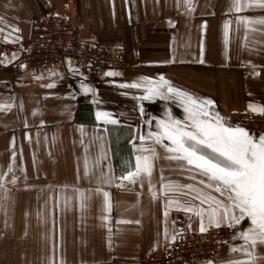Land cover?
<instances>
[{
	"label": "crops",
	"instance_id": "0c3cea01",
	"mask_svg": "<svg viewBox=\"0 0 264 264\" xmlns=\"http://www.w3.org/2000/svg\"><path fill=\"white\" fill-rule=\"evenodd\" d=\"M191 3L195 10L187 12L184 0H0V61L10 59L13 52L18 57L17 48L36 18L61 16L89 41L118 51L129 65L127 71L110 70L121 73L119 76L103 74L95 83L85 81L94 93L84 95L78 89L81 79L65 78L60 68L26 72L13 81L11 63L0 64V104L12 105L0 109V172L13 163L14 137L17 156L13 171L18 177L15 185L6 184L7 199L0 204V264H138L140 256L174 243L164 239L163 208L160 200L150 201L147 182L141 187L124 181V187H117L119 180L108 185L98 183L95 176L111 170L119 177L130 165L134 168L129 139L134 129L137 136L141 132L147 136L143 119L163 118L166 107L178 118L182 116L174 104L156 100L142 102V118L138 102L132 98L141 93L118 86L140 76L163 74L175 86L213 99L224 117L242 112L261 115L250 112L248 105L264 107V25L245 28L237 25L236 17H259L264 12H230L231 0ZM226 20L231 21L227 46L223 35ZM204 21L206 30L202 29ZM13 27L19 32H12ZM9 33L22 40L6 43L4 36ZM253 65L258 75L253 74ZM51 71L60 75L51 76ZM53 82V88L43 86ZM98 110L112 113L119 123L104 126L95 118ZM152 127L154 130V122ZM134 142L139 144L138 139ZM86 146L89 177L83 175ZM156 151L159 158L153 162L151 179L157 190L161 170L165 182L193 183L180 169L181 162L165 159L160 146ZM105 191L109 193L107 211ZM172 196L182 202L190 200L181 193ZM137 220L141 223H135ZM185 226V213L170 211L169 235ZM192 228L185 234H202L196 217ZM242 243L231 239L213 260L220 264L241 257L229 249ZM257 251L264 253V248Z\"/></svg>",
	"mask_w": 264,
	"mask_h": 264
},
{
	"label": "snow or ice",
	"instance_id": "6c2138e0",
	"mask_svg": "<svg viewBox=\"0 0 264 264\" xmlns=\"http://www.w3.org/2000/svg\"><path fill=\"white\" fill-rule=\"evenodd\" d=\"M184 6L187 12L195 10L191 0H184ZM228 10L237 13L246 10L264 12V0H231ZM114 13L115 5L113 3V15ZM169 23L171 24V22ZM230 23L231 21L226 20L223 25L225 46L229 41ZM236 23L237 25L243 24L245 28H248L250 24L264 25V16H237ZM206 28L207 21H204L202 29L206 30ZM2 32L3 29H0V33ZM12 32L18 33L19 29L13 27ZM21 40L22 37L18 35L13 37L11 33L4 36L6 43L15 44ZM17 58L16 53L13 52L10 59L0 61V64L7 66ZM66 60L68 64L67 71L70 74L80 73L79 68L73 65L71 58H66ZM168 62L165 61L164 63ZM171 62L174 63L175 61ZM200 62L203 63L204 61L201 60ZM19 67L21 70L26 68L23 64ZM89 67H91L90 63ZM252 72L258 75L255 65L252 66ZM50 75L59 76L60 74L51 71ZM80 75L82 79L78 84L79 91L84 95L94 93V89L85 82L86 78L83 77V74L80 73ZM119 75L121 73L115 71L104 73L106 77ZM43 86L53 88L55 83H48ZM118 86L134 89L141 93L140 95H133L132 98L138 102V110L142 118L145 115L142 102H155L156 100L174 104L181 110L182 116L178 118L173 114L170 107H166L163 118L152 116L143 119V124L148 126L147 136L143 132L137 136L134 129L129 139L135 160L134 168L130 165L119 177L112 174L111 170L108 172L100 171L95 176L97 182L111 185L119 180L120 183L116 184L117 187H124V181L131 185L139 183L141 187L147 182L150 201L155 203L160 200L161 202L165 223L164 239L169 243L183 238L186 232L193 231V217H196L200 233H205L212 227L226 226L233 229L232 240L240 239L243 241L239 246H232L229 249L230 253H240L241 257L227 259L221 261L220 264H264V253L257 251L258 248H264V132L257 136L240 124H233L216 110L213 99L198 96L189 90L175 86L163 74L155 78L140 76L130 83H121ZM11 107V104H0V109L7 110ZM248 110L264 115V107H258L250 103ZM95 118L98 122H102L104 126L119 123L117 119L113 118L112 113L107 111H96ZM153 122L155 124L154 130L152 127ZM25 126L27 127V125ZM25 136L31 144V139L27 133ZM137 139L139 144L134 142ZM146 141H150V143H146ZM14 142L15 138L12 137L11 159L13 163L8 165L5 172H0V204L7 199L8 189L6 184L15 185L18 182V177L13 171L17 156ZM37 144H39V139H37ZM156 146H160L164 150L165 159L181 162L179 164L180 169L188 173L186 179L193 181V183L165 182L162 174L163 170H161L159 189L157 190L151 179L153 162L159 158ZM87 152L88 148L86 146L84 177L90 175ZM20 154L22 157V149ZM33 163L35 164L34 154ZM21 171L24 170L21 169ZM9 175L10 179H8ZM24 180L27 189L26 172ZM97 191L99 192L100 189L98 188ZM176 193L189 196L190 200L182 202L173 198L172 194ZM103 196L105 211H107L109 210V193L105 191ZM195 201H198V203H194ZM67 202L66 199V206ZM173 209L185 213L186 226L184 229L176 230L169 235L166 225L170 211ZM104 219H107V217H104ZM130 222L118 221V223ZM242 222H246L247 226H244ZM135 223L139 224L141 221L137 220ZM205 264H216V261L208 258L205 260Z\"/></svg>",
	"mask_w": 264,
	"mask_h": 264
},
{
	"label": "built area",
	"instance_id": "2783aa9c",
	"mask_svg": "<svg viewBox=\"0 0 264 264\" xmlns=\"http://www.w3.org/2000/svg\"><path fill=\"white\" fill-rule=\"evenodd\" d=\"M17 49L18 58L9 65L13 81L21 79L26 72L57 67L67 79H82V73L86 81L95 83L106 71H127L129 68L118 51L89 41L66 17L61 16L36 18L31 23L28 37ZM66 58H71L80 73L67 71ZM21 64L26 66L24 70L20 69ZM226 118L257 136L264 132V115L242 112L231 113ZM232 235L233 229L228 227L208 229L198 235L184 234L165 249L140 256L138 264H199L208 258L215 259L231 242Z\"/></svg>",
	"mask_w": 264,
	"mask_h": 264
}]
</instances>
